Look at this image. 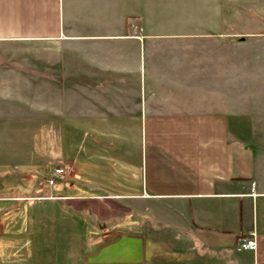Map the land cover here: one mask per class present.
<instances>
[{
  "label": "crops",
  "instance_id": "0c3cea01",
  "mask_svg": "<svg viewBox=\"0 0 264 264\" xmlns=\"http://www.w3.org/2000/svg\"><path fill=\"white\" fill-rule=\"evenodd\" d=\"M233 2L0 0V106L30 102L80 137L66 180L36 196L22 179L0 201L62 200L80 231L94 227L90 258L127 248L122 264H264V99L233 83L264 73V31L233 32ZM27 46L30 82L11 66ZM33 206L11 205L3 231L40 229ZM252 236L257 250L238 251Z\"/></svg>",
  "mask_w": 264,
  "mask_h": 264
},
{
  "label": "rangeland",
  "instance_id": "374dc122",
  "mask_svg": "<svg viewBox=\"0 0 264 264\" xmlns=\"http://www.w3.org/2000/svg\"><path fill=\"white\" fill-rule=\"evenodd\" d=\"M219 9H215L217 15H219ZM229 10H231V30L233 32L264 31V0L233 2ZM256 19L262 21L261 24H256L254 22ZM261 41L264 43V38H261ZM245 48H243L242 55L247 50L250 63L253 58H257L254 50L260 53L258 50L259 45H256V47L245 46ZM30 49L29 46L25 47L23 49L24 55L15 56L11 61V66L23 70L25 76L29 77V82L31 81V66L37 58V56L33 57ZM262 50L264 51V49ZM237 75H234L233 79V83L238 86L237 95L251 104L264 99V73H245L240 78ZM26 85H28L27 82L24 86ZM24 89L26 90V88ZM233 93L235 92L233 91ZM8 98H12V96H8ZM28 103L24 105L25 107L22 110H13L14 112L8 104H1L0 106L1 109H6L7 106L6 111L0 110V183H3L0 197L13 196L15 194L14 190H18L23 185L22 179H29V177L42 189L41 191H35L31 188L25 193L42 196L45 193L43 189L48 188L44 184L45 178L52 171L54 165L58 163L57 161L62 160L59 162L64 163L63 160L69 158L68 155L79 147L80 137L78 133L73 134L69 139V136H63L64 128L61 130L55 128V125L59 123L65 126L66 121L63 120L64 118L51 119L48 114L36 113L34 112L37 108L36 105ZM254 113V116L259 119L260 112ZM9 175H12L10 179H8ZM68 176L65 178H68ZM16 178H19L20 182H17L18 179L16 180ZM64 180L66 179L62 181ZM9 182H12V185L8 187ZM59 190V193L64 191L63 189ZM5 199V201H0V264L124 263L122 260L125 259L117 255L127 252V248H119L113 252L111 249V253L108 249L105 251L107 255L96 254V256L90 258L92 256H90V253L87 254L86 250L91 241L87 242L85 238H89L95 233L93 231L94 227L89 224L87 230L80 231L78 212L72 213L71 210L64 209L67 206L64 205L62 200L54 201L47 198L29 197L18 202L16 201L17 198ZM19 203L23 207L26 205L27 208L34 203L33 208L31 207L32 210L30 208V214L34 215L36 223H40L42 227L35 230L33 227L28 235L16 238L3 231L2 223L8 217L13 216V218H16L15 213L11 212L10 206ZM113 260L116 261L113 262ZM117 261L122 262L117 263ZM138 261L136 259L132 264H142V261Z\"/></svg>",
  "mask_w": 264,
  "mask_h": 264
},
{
  "label": "built area",
  "instance_id": "2783aa9c",
  "mask_svg": "<svg viewBox=\"0 0 264 264\" xmlns=\"http://www.w3.org/2000/svg\"><path fill=\"white\" fill-rule=\"evenodd\" d=\"M70 170H71V165L69 163L55 164L54 167L52 168V171L45 178L47 185L52 186L55 183L62 181L63 179H65L67 175H69ZM256 249H257V242L253 236L249 238L241 239L237 245L238 251H244V250L256 251Z\"/></svg>",
  "mask_w": 264,
  "mask_h": 264
},
{
  "label": "trees",
  "instance_id": "16d2710c",
  "mask_svg": "<svg viewBox=\"0 0 264 264\" xmlns=\"http://www.w3.org/2000/svg\"><path fill=\"white\" fill-rule=\"evenodd\" d=\"M2 183H0V194H1V191H2Z\"/></svg>",
  "mask_w": 264,
  "mask_h": 264
},
{
  "label": "bare ground",
  "instance_id": "6f19581e",
  "mask_svg": "<svg viewBox=\"0 0 264 264\" xmlns=\"http://www.w3.org/2000/svg\"><path fill=\"white\" fill-rule=\"evenodd\" d=\"M257 250V249H256Z\"/></svg>",
  "mask_w": 264,
  "mask_h": 264
}]
</instances>
